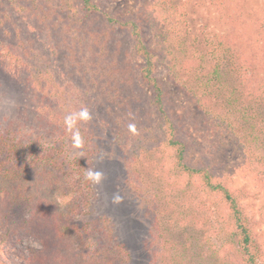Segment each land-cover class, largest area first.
I'll return each instance as SVG.
<instances>
[{
    "label": "trees",
    "instance_id": "obj_1",
    "mask_svg": "<svg viewBox=\"0 0 264 264\" xmlns=\"http://www.w3.org/2000/svg\"><path fill=\"white\" fill-rule=\"evenodd\" d=\"M108 1L0 0V28L9 21L18 32L15 51L0 59L24 77L21 109H40L34 114H43L48 124L36 121L34 127L42 133L61 126L57 137L68 129L64 118L76 119L83 107L104 119L112 115L108 125L129 150V185L151 216L154 264H264V238L243 204L248 192L226 184L230 173L220 172V159L207 154L206 146L208 140L216 149L230 144L241 166L264 179V11L255 23L249 16L236 29L223 25L222 35L204 27L193 32L192 12L169 0H153L161 8L149 19L124 8L102 10ZM160 64L202 121L187 124L175 113L157 74ZM130 123L137 134L129 131ZM74 126L84 134V172L93 171L89 120L78 119ZM26 128L17 131L31 132ZM34 135L30 143L38 144L31 157H18L13 165L5 159L10 154L0 157V256L10 247L17 257L0 264H61L51 252L66 232L57 227L60 222L46 226L56 207L39 200L46 182L67 198L72 214L83 213L91 202L85 193L93 181L85 173L79 179L69 173L57 140ZM257 224H264V214ZM176 231L186 233L182 247L174 241L169 246ZM26 238L42 246L31 247ZM90 254L98 264H126L130 256L111 244Z\"/></svg>",
    "mask_w": 264,
    "mask_h": 264
},
{
    "label": "rangeland",
    "instance_id": "obj_2",
    "mask_svg": "<svg viewBox=\"0 0 264 264\" xmlns=\"http://www.w3.org/2000/svg\"><path fill=\"white\" fill-rule=\"evenodd\" d=\"M169 1L178 5L179 9L184 8L187 12H192L189 22L193 32H197V30L204 27V31L209 34L210 32H217L218 34L222 32V35H224L227 29L225 28L226 25L232 23L231 28L236 29L245 17L249 16L251 17L248 21L255 23V20L259 19L264 11V0ZM152 4L153 0H110L105 4L103 3L102 10L114 11L124 8L129 9L139 18L149 19L150 15L152 16L161 8H156ZM234 20L235 22H233ZM17 36L18 32L14 24L5 21L3 28H0V55H3L7 50L8 52L15 51L14 46L19 43ZM203 36L206 35L201 33L200 37ZM148 40H151V38L148 37ZM151 48L153 50L156 48L152 41ZM176 53L179 57H182L181 50ZM157 71L175 113L185 122L188 120L187 124H191L193 120L202 121L200 111L190 101L189 96L172 82L167 75L165 66L163 64L158 65ZM23 80L22 73L9 68L5 65L3 59H0V157L4 158L5 153L10 154L5 159L10 160L12 165L18 157H31L33 153L31 150H35L38 144V141L30 143L35 138L34 133L36 135H46L47 140L58 141L69 173L78 179L82 178L85 173L86 152L82 148H73L71 137L77 130L80 131L82 136H84L83 132L78 126L71 129L67 127L69 130L64 131L62 135L59 134L58 137L56 132L61 129V126L57 127V130L46 129L42 133L37 131L34 122L41 121L40 127L48 123L43 119V114H41V117L34 114L40 112V109L29 110V106L21 109L19 104V98L21 97L19 96L20 92L22 93L20 83ZM95 112L89 114L91 117L89 126L94 134L93 171L100 172L102 175L99 182H93L92 189L90 188L85 193V196L87 195L91 202L87 203L83 213L72 214L70 213V205L66 203V197H62L54 189L49 188L47 182L40 188L41 196L39 200L49 201V203L46 202L48 206H56L50 208L53 211V214H51L55 218L46 226L52 227V222H60L57 227L63 225L64 232H66L62 236H65L62 240L60 238L56 239L51 256L54 258V256L59 255L58 260L61 264H98V260L90 253L94 252L98 246L105 247L111 244L115 247L121 245L123 254L127 252V255L124 254L125 257L128 256L129 251L130 256L126 264H154L157 245L150 240L152 237H149L151 216L146 202L132 190L127 179L129 150L125 149L124 145L121 147L112 126L108 125L110 124L108 120L112 115H107V119H104L102 113H100L102 115L100 117ZM114 112L116 113V111ZM25 115L33 122L32 124L24 123L27 122V119L23 117ZM78 119L79 117L76 115L75 122ZM24 124L32 130L28 134L22 135L17 129ZM59 124L62 125L63 122ZM198 137L201 138V136ZM206 146L211 148V151H207V154L215 155L220 159L222 164L220 172L230 173L231 178H225L226 184L230 188L247 190V197L243 200V204L249 215L253 216L256 231L261 233V237L264 238V224H257L260 222V214H264V179L257 177L248 166H244V168L241 166L243 159H241L239 151L230 144L216 149L208 140ZM10 164H6V166ZM11 175L14 176L13 173ZM23 184L22 180L18 181V187ZM31 191L32 193H39L35 188ZM117 194L119 195L118 200L114 199ZM57 215L59 218H56ZM186 237V233L183 232L170 233L169 246L173 241L180 247L184 246ZM26 240L31 247L40 248L42 246L31 241L30 238H26ZM14 253V249L7 247L0 259L10 256H13V259L17 258Z\"/></svg>",
    "mask_w": 264,
    "mask_h": 264
},
{
    "label": "clouds",
    "instance_id": "obj_3",
    "mask_svg": "<svg viewBox=\"0 0 264 264\" xmlns=\"http://www.w3.org/2000/svg\"><path fill=\"white\" fill-rule=\"evenodd\" d=\"M78 117L80 120L88 121L91 119L89 115V111L87 107H83L82 110L78 112ZM64 123L68 125L69 129H71L75 124V119L73 116H67L64 118ZM128 129L132 134H137L136 125L134 123L128 124ZM72 147L75 149L83 148V145L85 143L84 138L82 137L79 130H77L71 137ZM101 173L100 172H94L91 169H88L85 173V179L93 182H99L101 179ZM114 199L118 200L119 195L117 194Z\"/></svg>",
    "mask_w": 264,
    "mask_h": 264
}]
</instances>
